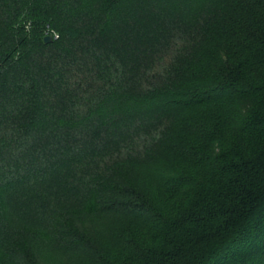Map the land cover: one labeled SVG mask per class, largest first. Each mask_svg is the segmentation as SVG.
Listing matches in <instances>:
<instances>
[{"label": "trees", "instance_id": "trees-1", "mask_svg": "<svg viewBox=\"0 0 264 264\" xmlns=\"http://www.w3.org/2000/svg\"><path fill=\"white\" fill-rule=\"evenodd\" d=\"M102 1L109 17L134 3ZM180 1L196 8L207 2ZM261 1L258 8L264 12V0ZM59 4L60 0H0V221L11 213L5 197L24 189L29 178L21 169L18 173L22 174L12 173L6 162H16L20 168L28 145L36 149L49 142L47 127L62 133L80 132L94 126L95 121L103 129L134 118L147 121L175 116L177 125L192 128L193 138L199 140L196 149L187 142L177 148V155L186 148L196 156L185 160V165L157 169L156 177L145 187V201L128 202V207L139 213L135 220L138 225L129 229L126 239L105 241L98 258L91 263L264 264V44L255 50L247 41L241 42L239 57L233 54L223 65L217 61L211 65L215 70L185 84L165 85L145 93L106 91L85 116L62 119L64 116L57 111L59 99H51V81L61 77L67 63L62 60L65 41L76 39L80 32L62 24L64 16L57 14ZM237 7L239 2L234 6ZM236 11L240 17L253 15L250 8L244 13L239 8ZM49 19L59 36L45 42L46 33L55 32L47 29L53 25ZM61 60L62 64H57ZM164 138L177 141L172 133ZM184 142L181 140V144ZM53 148H57L56 144ZM53 167L50 163L49 171ZM177 189L199 195L182 216L178 209L174 210L179 197L173 199L172 192ZM99 191L92 190L79 209L87 222L97 223L108 211L100 202ZM131 210L124 216L135 215ZM157 223L165 231L161 240ZM67 226L58 232L33 226L34 250L53 252L63 240L78 246L83 237ZM9 235L0 230V264H16L8 255L16 241ZM32 255L35 259L33 252Z\"/></svg>", "mask_w": 264, "mask_h": 264}, {"label": "rangeland", "instance_id": "rangeland-1", "mask_svg": "<svg viewBox=\"0 0 264 264\" xmlns=\"http://www.w3.org/2000/svg\"><path fill=\"white\" fill-rule=\"evenodd\" d=\"M133 2L109 17L102 0H60L57 14L64 16L62 24L80 32L76 39L65 41L62 60L67 63L61 77L51 81V99H59L57 111L64 116L62 119L85 116L106 91L145 93L165 85L185 84L215 70L211 65L217 61L223 65L233 54L239 57L241 42L247 41L255 50L264 44V12L258 8L261 0H207L200 8L180 0ZM236 2L239 10L244 13L250 8L253 15L238 16ZM52 24L47 29L55 32L46 35L54 37L59 30ZM148 120L134 118L103 129L95 121L88 129L68 133L49 126V142L42 145L46 151L41 145L36 149L28 145L20 168L16 162H6L12 173L22 174L18 173L21 169L29 177L24 189L5 197L11 213L0 221L2 233L16 240L8 254L14 263L92 264L105 241L130 236L129 229L138 225L135 220L139 213L131 207L135 215L124 216L132 211L128 204L145 201V187L156 177L159 167L185 165V160L194 158L192 149L181 148L184 153L178 156L177 148L187 142L196 149L199 141L193 138L192 128L177 125L175 116ZM171 133L177 141L164 138ZM181 140L185 142L181 144ZM55 144L58 149H52ZM34 155L38 156L34 159ZM50 163L55 167L51 171ZM96 189H100V202L108 211L97 223L87 222L79 209ZM180 190L172 195L175 200L179 197L177 205L173 202L174 210L182 216L199 195ZM67 225L83 237L78 246L63 240L53 252L34 250L33 226L58 232L63 227L65 231ZM157 226L161 240L164 227L159 223Z\"/></svg>", "mask_w": 264, "mask_h": 264}, {"label": "water", "instance_id": "water-1", "mask_svg": "<svg viewBox=\"0 0 264 264\" xmlns=\"http://www.w3.org/2000/svg\"><path fill=\"white\" fill-rule=\"evenodd\" d=\"M52 39H53V36L51 34L46 35L45 38H44L45 42H49Z\"/></svg>", "mask_w": 264, "mask_h": 264}, {"label": "built area", "instance_id": "built-area-1", "mask_svg": "<svg viewBox=\"0 0 264 264\" xmlns=\"http://www.w3.org/2000/svg\"><path fill=\"white\" fill-rule=\"evenodd\" d=\"M58 36H59V34H58V33H55V34H54V37H58Z\"/></svg>", "mask_w": 264, "mask_h": 264}]
</instances>
